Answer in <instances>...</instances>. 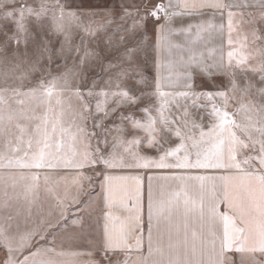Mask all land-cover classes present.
I'll list each match as a JSON object with an SVG mask.
<instances>
[{"label": "snow or ice", "instance_id": "6c2138e0", "mask_svg": "<svg viewBox=\"0 0 264 264\" xmlns=\"http://www.w3.org/2000/svg\"><path fill=\"white\" fill-rule=\"evenodd\" d=\"M177 5L184 11H175ZM139 7H144L147 11L141 13ZM205 8L227 10L230 46L233 44L231 33L236 18L243 21L247 14L254 20L264 22V0H241L232 5L225 4L222 0H176V3L174 0H167V3L159 0L151 8H148L147 3L138 6L134 13L125 9L120 19L129 15L138 17L131 21L132 34L129 39L146 22L156 23L163 19L165 23L157 24V32L162 39H166L164 33L172 34L175 31L171 27L174 17L200 14ZM232 8L256 11L245 13L233 11ZM48 13H53L52 25L55 32H65L66 18L80 20L76 13L66 12L60 0H55L51 5L47 0H40L39 8L23 0H0V35L7 38L6 44L9 41L17 45L22 41L26 44L29 34L26 23L28 16L40 17ZM107 14L108 10L100 13ZM89 15L95 16L97 12L92 10ZM107 22L111 23V20ZM9 23L13 25L11 36L6 31ZM211 27L214 25L190 24L179 31L191 32L195 28L196 39L191 41L195 44L201 39V33ZM119 30L129 31L127 28ZM85 31L91 29L85 28ZM258 31L252 30L251 47L248 35L240 37L238 47L228 51L226 65L223 57L219 61L214 60L212 64H206L204 52L197 53L189 47L188 59L181 62L186 81L183 90L163 91L164 85L158 79L153 93L159 100L158 106L151 109L146 106L137 107V111L145 114L143 118H137L132 113H120L117 117L118 120L127 121L130 127H125L123 123L104 127V121L110 119L120 107H136L147 95L142 90L134 91L139 83L147 84V81L122 86L123 81L129 78V71L136 70L131 64L128 68H120L116 73L120 80L115 89L102 88L94 91L93 85L82 92L76 88L74 92L79 107L72 111L73 119L70 123L65 121V112L59 99L62 90H57L55 84L43 86L38 91L30 89L27 93H21L18 89L0 90V137L4 140V151H0V168L25 169L30 172V176L23 173L20 175V180L24 183L19 186L18 192L16 183L11 184V193L7 191L8 184L3 186L5 191L0 199V207H11L13 200H23L25 205L34 203L37 182L40 180L39 170L95 165H103L105 169L170 170L173 175L161 178L181 183L191 180L200 182V199L195 202L185 199L183 210L180 211L179 200L187 197V191L172 193V198L166 205L163 200L154 203L149 188L147 227L144 229L142 178L120 177V180L130 182V195L136 198L135 213L127 220L114 218L111 211L106 214L107 220L113 222V225L119 223L120 227H106L104 252L134 250L121 264H264V102L252 99L251 92L255 85L247 77L243 84L239 83L235 74L236 70L241 73H260V81L264 83V47L254 43L264 39L257 34ZM134 51L133 48L126 49L128 61L134 59ZM110 67H118V64ZM192 68L199 69L209 77L212 75L209 68L223 72L229 78L228 85L217 86L216 91H195ZM108 82H111V77ZM168 86L176 87L177 84L170 82ZM9 91L13 97L27 95L46 102L45 110L40 113H25L23 110L13 109L7 95ZM256 91L264 97V87ZM237 92L240 93V98L235 111H229L233 107L232 102L237 101ZM54 95L57 97L56 105L61 106L59 111L52 104ZM93 97L99 99L94 105H90L89 98ZM153 111L156 115L152 114ZM97 115L99 119H96ZM237 115H242V119L237 120ZM22 119L32 123L22 125L19 123ZM89 119L93 121L91 127L88 126ZM13 128L18 130V135L13 133ZM130 133L132 134L129 135ZM135 133H142L143 136ZM173 137L178 141L174 146L170 142ZM142 147L154 150L156 155L144 154ZM192 170H212L219 174L193 176L190 175ZM29 179L31 183L28 182ZM44 179L47 180L48 177L45 176ZM104 179L108 206L111 208V182L114 178L108 176ZM206 182H211L210 187H206ZM79 203L78 196L58 198L57 209L60 216H64L68 205ZM90 203L86 201L81 208L89 207ZM177 214L179 223L174 219ZM12 219V215L8 214L0 220V244L7 253L3 264H57L51 259H37L41 252L54 251L34 244L36 237L45 239L44 233L32 230L16 236L9 231V221ZM193 225L198 226V229ZM141 229L144 231L140 232ZM137 232L140 234L137 235ZM165 237L168 241L166 246ZM25 250H28L27 254ZM232 254L238 255V259ZM105 259L111 264L107 255Z\"/></svg>", "mask_w": 264, "mask_h": 264}, {"label": "crops", "instance_id": "0c3cea01", "mask_svg": "<svg viewBox=\"0 0 264 264\" xmlns=\"http://www.w3.org/2000/svg\"><path fill=\"white\" fill-rule=\"evenodd\" d=\"M135 0H123L122 4L125 9L130 10ZM167 3V0H163ZM182 2V0H180ZM225 4L240 3L241 0H222ZM176 3V0H174ZM113 4V9L115 8ZM177 12L184 11L178 5L174 9ZM233 11H256V9H236ZM165 23L163 19L155 23V73L157 80L164 85L163 88L169 87L170 82H175L176 87H169L172 89L183 90V85L186 82L184 77L185 69L181 66L182 60H187L189 53L187 49L193 48L197 53L204 52L205 63L212 64L213 61H219L223 57V63L227 64V53L231 48L235 47L239 38L234 35L232 31L231 38L233 44H228L229 32L227 28V10L205 8L200 14L183 15L174 17L171 21V27L175 30L172 34L164 33L166 39H162L157 32V24ZM204 23L214 25L208 28L207 31L201 33V39L192 44L191 41L196 39L197 30L193 28L191 32L179 31L187 28L190 24ZM235 27L239 28L243 21L236 18L234 20ZM221 25L223 27H221ZM179 45L180 47H176ZM211 52V55L209 53ZM171 65V68L169 67ZM208 71L212 73L211 77L197 68H192L191 72L194 77L192 83L196 84L198 79L207 78H221L226 74L223 72H216L215 69L209 68ZM4 140L0 137V151H4ZM94 175H84L83 168H56L39 170L40 180L37 182L38 188L35 195V201L31 205H25L23 200L19 202L11 201L12 206L9 208L0 207V220L3 217L11 214L13 219L9 221L11 227L9 231L19 236L25 232L37 230L43 232L44 240L36 237L34 244L42 246L47 249H54V251L41 252L37 259L47 260L51 259L57 264H109V260L105 259L107 255L110 258L111 264H121L125 261L128 255H132V251L105 253L103 250L105 242L106 227H120L119 223L113 225V222L106 219V214L111 211L114 218L118 217L120 220H127L135 213L136 198L130 195L131 189L128 187L130 182L120 180V177L125 176H140L142 178L141 185V206L144 229L147 227V207L149 188H151V195L153 202L158 200L165 201L166 205L171 200V194L176 191H187V197H181L179 200L180 211L183 210V203L185 199H190L195 202L198 201L202 195L200 189V182L191 180L183 183L173 181L171 179H162L161 177L173 175L172 171L165 173L161 172H146L142 169L129 168H115L104 169L102 175L98 178V169H90ZM35 172L37 170H31ZM29 175V170L16 168H0V199L3 198L5 184L9 187L7 191L12 192L11 184L18 185L17 192L20 190L19 186L24 183L20 180L21 174ZM219 174V173H218ZM217 173L211 175H218ZM190 175L195 176L194 170ZM201 175V174H200ZM48 179L45 180L44 177ZM111 176L113 186L112 207L108 206L107 201V185L105 184V177ZM84 177V179H82ZM90 177V179H87ZM151 178V179H150ZM84 180V181H83ZM31 183L30 179L28 181ZM211 182H206V187H210ZM73 196L79 197V204L68 205L63 217L57 209L58 198H71ZM86 201H90V206L82 209ZM174 202V201H173ZM123 205V207H120ZM223 210V205L221 206ZM174 219L179 223V214ZM51 222V226H49ZM193 227H197L193 225ZM141 229L140 232H143ZM137 232V235L140 234ZM154 240L156 233H153ZM175 240V232H174ZM134 243V241H132ZM167 237L164 239L165 246L167 245ZM147 247V236L145 234V248ZM34 250V249H33ZM28 250H25L27 254ZM4 255V256H3ZM6 249L0 244V264H3L6 258ZM146 255V252H145ZM234 258L238 259V255ZM22 258V256H21Z\"/></svg>", "mask_w": 264, "mask_h": 264}, {"label": "rangeland", "instance_id": "374dc122", "mask_svg": "<svg viewBox=\"0 0 264 264\" xmlns=\"http://www.w3.org/2000/svg\"><path fill=\"white\" fill-rule=\"evenodd\" d=\"M123 0H60L64 5L65 11H71L80 17V20L66 18L65 32L53 31L52 15L48 13L44 16L36 17L30 15L27 18L29 34L27 35V43L23 41L17 45L15 42H6V37L0 35V90L18 89L21 93H27L30 89L37 91L46 85L55 84L57 90H62L59 97L62 101L63 111L65 112V121L70 123L73 119L72 111L78 109L79 101L74 90L79 88L82 92L85 88L93 87L94 91L102 88L105 90L115 89L120 78L116 73L120 68H128L129 64L135 68V71H129L128 79L123 81L122 86L134 85L138 81H147L139 83L134 91H145V95L136 107L127 106L120 107L112 115L110 119L104 121V127L123 123L125 127H130L127 121L118 120L120 113H132L137 118H143L145 114L136 110L137 107L146 106L150 109L158 106L159 100L153 94L155 82L157 81L155 73V23L146 22L145 26L129 39L132 34L131 21L138 19L137 16L129 15L124 19H120L125 8L122 4ZM23 2L39 8L40 0H23ZM159 0H135L128 12L134 13L137 7L147 3L151 8ZM49 5L55 3V0H47ZM113 4L115 8L113 9ZM95 10L97 15L91 16L89 13ZM104 10H108L107 15H100ZM147 11L144 7H139V12ZM248 12V11H247ZM245 12V13H247ZM254 12V11H253ZM111 20V23L107 21ZM157 23V22H156ZM103 25V27H99ZM90 28L91 31H85ZM129 29V31H120L119 29ZM13 25H7L8 36L13 35ZM253 29H258V35L264 37V22L254 20L245 14L243 24L237 28L234 27V35L240 39L243 35L249 36V47L252 46L251 33ZM239 33V35H238ZM123 37V39H121ZM255 45L264 47V39L256 40ZM238 47V43L234 48ZM135 49L132 53L134 59L128 61L126 59L128 53L126 49ZM250 63L252 61H249ZM112 64H118V67H110ZM236 79L243 84L245 77L250 80L255 87L252 89L251 97L258 102H264V97L257 93V89L264 87V83L260 81V73H241L235 71ZM111 82L109 83V78ZM229 78L227 75L221 78L198 79L195 91H216L217 86L225 87L228 85ZM163 91L176 92L181 89L162 88ZM10 97L9 103L15 110H23L25 113L36 111L40 113L45 110L46 102L27 96H11V92L7 93ZM240 93L237 92V101H233V107L229 111H235ZM57 97L54 95L52 99L53 106L60 110L56 105ZM99 97L89 98L90 105H94ZM23 101V103H20ZM206 103V101H202ZM153 115L156 113L153 111ZM99 115L96 119H99ZM237 120L242 119V115H237ZM92 119L88 120V126L91 127ZM22 125H30L32 122L22 119L19 121ZM207 123V120L205 121ZM101 131V129H96ZM13 133L18 135V130L13 128ZM130 133L129 135H131ZM143 136L142 133H135ZM111 140V137H109ZM171 144L174 146L178 141L173 137ZM103 150V146H102ZM141 151L147 155H156L155 151L147 147H142ZM98 169V178L105 169L103 165H95L94 167H84V175H94L90 169ZM144 170V169H142ZM146 172L168 173L169 170L148 169ZM195 175H211L215 174L212 170H194ZM218 174V173H217ZM84 181V180H83ZM4 256V255H3Z\"/></svg>", "mask_w": 264, "mask_h": 264}]
</instances>
